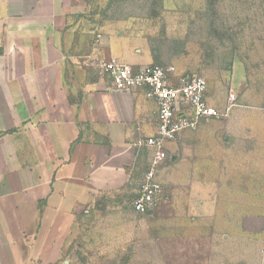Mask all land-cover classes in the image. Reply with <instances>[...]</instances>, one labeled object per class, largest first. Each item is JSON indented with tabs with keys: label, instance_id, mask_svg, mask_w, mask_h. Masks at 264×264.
<instances>
[{
	"label": "crops",
	"instance_id": "1",
	"mask_svg": "<svg viewBox=\"0 0 264 264\" xmlns=\"http://www.w3.org/2000/svg\"><path fill=\"white\" fill-rule=\"evenodd\" d=\"M133 1L0 0V264L54 261L98 198L138 196L158 105L148 87L116 90L98 63L173 67L175 86L196 73V10H176L192 16L180 35L142 37L138 17L152 11Z\"/></svg>",
	"mask_w": 264,
	"mask_h": 264
},
{
	"label": "rangeland",
	"instance_id": "2",
	"mask_svg": "<svg viewBox=\"0 0 264 264\" xmlns=\"http://www.w3.org/2000/svg\"><path fill=\"white\" fill-rule=\"evenodd\" d=\"M133 4L152 11L138 17L142 37L180 35L192 16L176 10H196L195 74L219 115L184 130L183 148L154 168V207L140 214L134 197H100L59 257L26 264H264V0Z\"/></svg>",
	"mask_w": 264,
	"mask_h": 264
},
{
	"label": "built area",
	"instance_id": "3",
	"mask_svg": "<svg viewBox=\"0 0 264 264\" xmlns=\"http://www.w3.org/2000/svg\"><path fill=\"white\" fill-rule=\"evenodd\" d=\"M98 66L111 76L116 90L148 87V95L158 105L156 134L140 143L154 151L152 168L146 173L140 192L132 203L133 209L142 214L154 207L161 196L162 188L154 179V168L163 158L165 144L175 140L182 131L195 129L200 120L218 117L219 113L207 104V82L198 75L184 74L172 86L169 76L174 72L173 67L148 65L134 70L117 60L102 61ZM234 99L231 94L229 102ZM180 104H187L189 112L179 114Z\"/></svg>",
	"mask_w": 264,
	"mask_h": 264
}]
</instances>
